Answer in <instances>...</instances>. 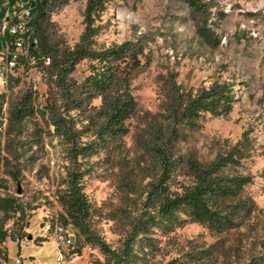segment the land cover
I'll return each mask as SVG.
<instances>
[{
    "label": "rangeland",
    "instance_id": "obj_1",
    "mask_svg": "<svg viewBox=\"0 0 264 264\" xmlns=\"http://www.w3.org/2000/svg\"><path fill=\"white\" fill-rule=\"evenodd\" d=\"M63 1L52 14L50 35L66 52L85 31L89 0ZM6 2L0 0V9ZM196 2L199 8L184 0H109L97 15V50L125 42L144 48L138 67L131 60L113 64L119 87L128 77L137 104L126 122L128 134L117 139H99L102 98L87 82L98 62L81 61L62 86L57 70L20 50L16 69H2L8 78L4 85L0 80V95L6 98L0 129L2 194L18 198L31 212L23 222H4L0 213V227L9 234L1 246L8 260L0 259L1 264L107 262L98 245L61 219L58 197L69 172L82 177L92 234L112 250H121L146 223L147 231L134 243L138 264H264V0ZM20 8L14 15L24 19L27 9ZM7 61L8 56L0 57ZM213 85L230 88V114L206 115L191 128L172 112L189 94ZM27 93L35 114L13 124L10 111ZM96 142L94 155L75 161V144ZM230 153L232 161H222L226 165L210 177L233 192L235 180H245L235 197L211 199L212 209L230 224L149 226L147 218L165 198L194 188L199 170H213Z\"/></svg>",
    "mask_w": 264,
    "mask_h": 264
},
{
    "label": "trees",
    "instance_id": "obj_2",
    "mask_svg": "<svg viewBox=\"0 0 264 264\" xmlns=\"http://www.w3.org/2000/svg\"><path fill=\"white\" fill-rule=\"evenodd\" d=\"M189 6L199 8L196 0H184ZM109 0H89L85 13V31L79 44L73 50L66 52L60 50L50 35L51 17L55 9L64 5L63 0H7L6 5L0 9V50L9 47L15 50V41L20 37L13 34L11 28L19 22L18 15L14 13L21 11L20 6L26 8L30 13V23L26 26V37H30V47L28 56L40 60V64L45 66V60L50 59L48 69L58 71L60 84L71 74L76 66L83 60L90 59L99 63L94 67L93 73L87 78L89 87L102 98L99 108V115L102 119L100 140L104 136L117 139L128 134L126 126L127 120L133 117L137 104L130 93L128 77L124 78V86L119 87V77L117 70H114L115 62H125L131 60L136 67L140 65L139 56L143 54L144 48L132 42L122 43L118 47L97 50L95 48V38L99 33V26H96L97 15L106 7ZM62 86V84H61ZM234 98L230 95V88L227 86L213 85L210 89L202 90L194 95H188L181 103L174 107L175 115L179 114L184 118L189 127L197 128L200 119L206 115L211 117H221L230 114L233 109ZM6 104L5 95H0V129L4 119V106ZM35 114L33 98L31 93H27L16 106L10 111V122L20 124L28 117ZM69 139L72 133L67 130ZM1 136V133H0ZM245 136L236 145V149L245 141ZM1 141V140H0ZM1 146V142H0ZM98 142L87 146H73V157L75 161L79 156L87 157L96 153ZM233 154L219 158L213 164V170H199V183L192 189L184 191L173 198H165L158 206L156 214L149 216L147 221L150 227L160 229H171L177 224L200 223L211 228H219L222 225L231 223V220L222 217L211 207L212 198L235 197L238 191L245 185V180H235L234 189L230 190V185L220 184L211 180V174L219 171L222 161H232ZM227 163V162H226ZM3 167L0 151V172ZM14 180H18V175H11ZM82 177L77 173L69 172L68 180L58 197V202L63 210L61 219L65 227L71 226L78 234L85 237L89 242L98 245L108 256L105 264H138L135 260L134 243L143 231L146 230V223L140 224L133 235L126 241L119 251L112 250L100 237L92 234L90 230V220L92 216L91 204L88 196L82 188ZM2 189L3 178L0 174V213L4 215V222L18 219L25 221L29 219L31 209L22 204L18 198L4 196ZM160 189V188H159ZM157 190V188H155ZM184 216V218H181ZM28 223V222H27ZM140 231H139V230ZM142 231V232H141ZM9 238L4 226L0 227V259L8 260V256L1 246ZM43 241V240H42ZM149 241V240H148ZM149 245L152 243L149 241ZM1 264V263H0ZM247 264H256L254 261Z\"/></svg>",
    "mask_w": 264,
    "mask_h": 264
},
{
    "label": "built area",
    "instance_id": "obj_3",
    "mask_svg": "<svg viewBox=\"0 0 264 264\" xmlns=\"http://www.w3.org/2000/svg\"><path fill=\"white\" fill-rule=\"evenodd\" d=\"M22 6V5H21ZM23 7V6H22ZM19 18V22L13 26L11 28V32L13 34H18L20 37L15 41L14 45L16 46L15 50H7V47H3L0 50V57L1 59H3L5 56L9 57V61L5 62H0V80L2 81L3 85L6 84L7 82V77H5L2 69L4 67H7L10 71L16 69V65H17V59L20 56V53L17 51H23L25 55H28L29 53V47H30V37H26V26L30 23L31 17H30V13L27 10L26 11V16H24V19L21 18L18 15ZM9 49V47H8ZM45 64L47 63L48 66H50V59H46L45 60ZM65 242L68 245H72L73 241L71 238H67L65 239ZM17 264H21L20 260H17L16 262Z\"/></svg>",
    "mask_w": 264,
    "mask_h": 264
},
{
    "label": "water",
    "instance_id": "obj_4",
    "mask_svg": "<svg viewBox=\"0 0 264 264\" xmlns=\"http://www.w3.org/2000/svg\"><path fill=\"white\" fill-rule=\"evenodd\" d=\"M30 239H31V237H30Z\"/></svg>",
    "mask_w": 264,
    "mask_h": 264
}]
</instances>
